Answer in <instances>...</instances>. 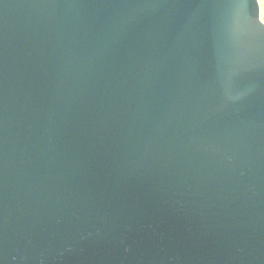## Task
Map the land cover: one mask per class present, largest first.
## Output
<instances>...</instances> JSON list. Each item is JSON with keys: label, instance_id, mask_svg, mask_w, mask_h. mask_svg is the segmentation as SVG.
<instances>
[{"label": "water", "instance_id": "1", "mask_svg": "<svg viewBox=\"0 0 264 264\" xmlns=\"http://www.w3.org/2000/svg\"><path fill=\"white\" fill-rule=\"evenodd\" d=\"M0 264H264L259 0H0Z\"/></svg>", "mask_w": 264, "mask_h": 264}, {"label": "rangeland", "instance_id": "2", "mask_svg": "<svg viewBox=\"0 0 264 264\" xmlns=\"http://www.w3.org/2000/svg\"><path fill=\"white\" fill-rule=\"evenodd\" d=\"M260 4V17L262 22L264 23V0H259Z\"/></svg>", "mask_w": 264, "mask_h": 264}]
</instances>
